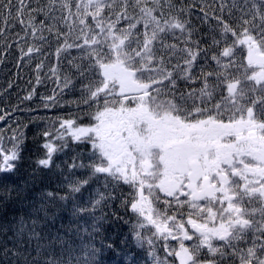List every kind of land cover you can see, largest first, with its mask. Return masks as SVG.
<instances>
[{"label":"snow or ice","instance_id":"6c2138e0","mask_svg":"<svg viewBox=\"0 0 264 264\" xmlns=\"http://www.w3.org/2000/svg\"><path fill=\"white\" fill-rule=\"evenodd\" d=\"M0 69V264H264V0H0Z\"/></svg>","mask_w":264,"mask_h":264},{"label":"trees","instance_id":"16d2710c","mask_svg":"<svg viewBox=\"0 0 264 264\" xmlns=\"http://www.w3.org/2000/svg\"><path fill=\"white\" fill-rule=\"evenodd\" d=\"M4 79H5L4 70L0 69V84H3ZM25 79H27V77H25ZM51 87H54V85H48V88H51ZM16 91H19V89H17ZM39 91L44 92V91H46V88L45 87H41L39 89ZM3 127H4L3 123L0 122V128H3ZM29 135H31V133H29ZM4 211H7L9 218L11 217V215L13 213L19 214V210L16 209V208H12L11 206L7 210H0V223H2L5 220V218H6L5 215H4ZM161 255H163V254H161Z\"/></svg>","mask_w":264,"mask_h":264}]
</instances>
